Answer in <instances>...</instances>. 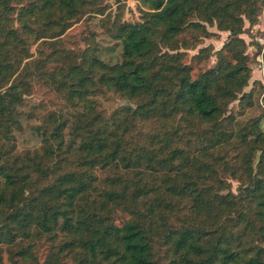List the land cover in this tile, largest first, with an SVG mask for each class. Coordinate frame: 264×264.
<instances>
[{"label": "trees", "instance_id": "obj_1", "mask_svg": "<svg viewBox=\"0 0 264 264\" xmlns=\"http://www.w3.org/2000/svg\"><path fill=\"white\" fill-rule=\"evenodd\" d=\"M122 1L0 0V264H264L263 116L240 118L254 105L241 35L264 0H141L134 22ZM88 13L106 14L120 61L68 58L61 36ZM214 26L228 39L199 49L217 62L195 74L188 51ZM40 80L73 112L43 115L40 145L20 150ZM109 93L129 103L108 115Z\"/></svg>", "mask_w": 264, "mask_h": 264}, {"label": "rangeland", "instance_id": "obj_2", "mask_svg": "<svg viewBox=\"0 0 264 264\" xmlns=\"http://www.w3.org/2000/svg\"><path fill=\"white\" fill-rule=\"evenodd\" d=\"M112 8H108V12L117 11L118 5L112 1ZM141 0H123L120 5L122 17L126 21H137L140 19ZM104 19L106 14H86L82 19L76 21L64 35L61 40L65 48V52L71 57L77 51H83L88 46H93L97 49V55L106 62L115 63L121 60L122 44L113 39L107 32L104 26ZM212 32L218 35L204 38L202 43L195 48L188 51L187 62L194 66V73L198 74L200 71L213 67L217 62V56L213 54L209 59L201 60L194 59L193 56L199 52L201 47L212 46L213 52L222 48L227 41L229 32L219 31L216 26L210 27ZM241 37L248 44L247 53L250 56V66L252 69L251 79L249 85L245 87V92H253L254 105L246 109L241 119H249L262 117L261 126L264 129V5L259 16L257 24L250 26L246 23L245 32ZM42 40V39H41ZM52 40V39H49ZM41 41L34 45L35 56L37 57L36 47ZM61 59V58H60ZM35 92L29 95L26 99V104L23 108L24 114L22 116L23 130L16 133L17 143L20 150L27 148H34L40 145V137L35 133V127L41 123L43 115L53 111H72L67 105L64 97L43 80L35 85ZM100 102V107L103 108L106 114L110 115L115 109L126 106L129 102L115 93L101 95L97 97ZM230 107L236 112L239 110L238 101L232 103ZM233 189L236 191L239 182L231 180ZM126 216L119 213L118 218L121 221ZM3 254V264H20L13 263L7 256ZM40 260L43 261L42 253H39Z\"/></svg>", "mask_w": 264, "mask_h": 264}]
</instances>
